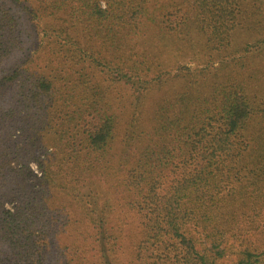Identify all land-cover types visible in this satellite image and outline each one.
Instances as JSON below:
<instances>
[{
    "label": "trees",
    "instance_id": "1",
    "mask_svg": "<svg viewBox=\"0 0 264 264\" xmlns=\"http://www.w3.org/2000/svg\"><path fill=\"white\" fill-rule=\"evenodd\" d=\"M258 1L0 0V264H116V209L136 264H264V96L250 73L161 65L175 41L220 57ZM167 73L188 84L143 122L103 78L137 108Z\"/></svg>",
    "mask_w": 264,
    "mask_h": 264
},
{
    "label": "rangeland",
    "instance_id": "2",
    "mask_svg": "<svg viewBox=\"0 0 264 264\" xmlns=\"http://www.w3.org/2000/svg\"><path fill=\"white\" fill-rule=\"evenodd\" d=\"M241 1L244 2L248 0ZM254 1H256V3L259 2L258 0ZM100 3L103 4V0H100ZM262 4L264 6V0H261V5ZM244 20L245 21L242 24L238 21H229L231 24V28H229L228 31L229 43L226 45V48L220 57L216 58V53L210 51L206 45H203V39L199 42L197 39L189 42L175 41L170 43L168 55L167 50L162 49L161 60L163 61H161V65L167 66L166 70L170 69L173 73H175L174 68L178 63L182 66L179 67L181 69L180 73L184 75L186 80L189 79V81L198 78V76H196L198 72L196 71H199L202 68L218 73V75L223 78H225L226 74L230 72L234 76L236 74L245 76L250 73V84L254 90H256L258 95L264 96V57L255 49L256 47L251 46L254 52H252V50H246L249 49L246 48L247 44L252 45L255 40L264 36V8L256 13L246 15ZM138 41L142 45H149L148 43L150 42L148 39L143 41V37H140ZM35 42L37 43L36 39ZM180 44H183V46ZM177 48H181V51L175 52ZM209 53H212V57L209 56ZM188 67L190 70H187ZM166 70H164V72ZM193 72H196V74L192 75ZM173 73H167L169 77L164 84L160 86L152 85L151 88L144 93L143 99L137 108L135 104H131L134 100L130 95L132 90L129 86H126L121 82L111 83L108 75L103 76V78L105 79V84L110 85V91L117 96L118 102H124V113L126 115L136 113L137 120L139 122H143L150 114L152 110L151 107L155 101L163 97V95L165 96L170 94L171 90L180 89L186 82L184 78L170 77ZM130 75L132 76V74ZM142 78H145V76H142ZM122 79L125 80V78ZM186 84L188 83L186 82ZM30 166L34 169V172L37 171L34 163H30ZM235 181L236 180H232L230 184L232 186L236 185L238 188L239 185L237 182L235 184ZM113 219L115 230L119 234L121 242L120 248L113 254L116 264H136V262L131 261V257L129 255L130 243L132 240L137 241L139 239V233H137L138 226L136 219L133 217V213H130L127 210L116 209L115 218ZM255 223L256 228H261L264 221L256 216Z\"/></svg>",
    "mask_w": 264,
    "mask_h": 264
}]
</instances>
